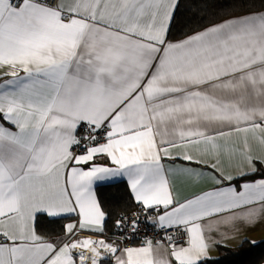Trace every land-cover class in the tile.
Here are the masks:
<instances>
[{
  "label": "snow or ice",
  "instance_id": "obj_1",
  "mask_svg": "<svg viewBox=\"0 0 264 264\" xmlns=\"http://www.w3.org/2000/svg\"><path fill=\"white\" fill-rule=\"evenodd\" d=\"M182 3L0 0V264H210L264 221V0L172 40Z\"/></svg>",
  "mask_w": 264,
  "mask_h": 264
},
{
  "label": "trees",
  "instance_id": "obj_2",
  "mask_svg": "<svg viewBox=\"0 0 264 264\" xmlns=\"http://www.w3.org/2000/svg\"><path fill=\"white\" fill-rule=\"evenodd\" d=\"M232 0H183L176 15L169 39L177 40L201 27L219 22L235 11ZM98 198L105 211L115 213L132 207L126 183L102 185L96 188ZM114 219L107 221V235L116 232ZM42 230V229H41ZM218 256L210 264H262L264 262V240L255 245L245 243L237 247H217Z\"/></svg>",
  "mask_w": 264,
  "mask_h": 264
},
{
  "label": "crops",
  "instance_id": "obj_3",
  "mask_svg": "<svg viewBox=\"0 0 264 264\" xmlns=\"http://www.w3.org/2000/svg\"><path fill=\"white\" fill-rule=\"evenodd\" d=\"M7 78L8 77H3L2 79H0V82H2L3 79H7ZM97 162L106 163V160L100 159ZM169 180L172 182L174 192L177 193L179 199L190 197L194 194H198L205 190H210L212 187V182L210 180H205V181L196 183V182H190L187 178L182 177V176H169ZM117 182L118 181L98 183L96 185V188L98 186L114 184ZM109 237L116 239L115 236H109ZM245 238L249 241H257V242L263 241L264 240V221H262L260 224H257L254 228L248 229L244 234L238 236L236 239L227 240L226 244L228 247H237L240 245V240L245 239ZM139 246L140 245H136L135 247H139ZM210 256L212 258H216L218 256L217 248H214L213 250L210 251ZM262 264H264V262Z\"/></svg>",
  "mask_w": 264,
  "mask_h": 264
},
{
  "label": "built area",
  "instance_id": "obj_4",
  "mask_svg": "<svg viewBox=\"0 0 264 264\" xmlns=\"http://www.w3.org/2000/svg\"><path fill=\"white\" fill-rule=\"evenodd\" d=\"M169 234H171V232ZM145 235H147L148 238L153 239V240L159 239V236H157V235L154 234V231H153L151 225H147V226L144 225V219L142 217L141 218V231H140V235L137 236V237H135L134 239H128V240L124 241L123 243H126L128 246L140 245L141 242L143 241Z\"/></svg>",
  "mask_w": 264,
  "mask_h": 264
}]
</instances>
